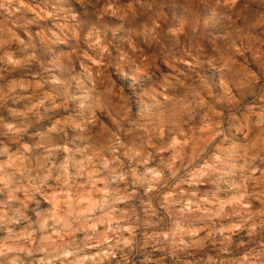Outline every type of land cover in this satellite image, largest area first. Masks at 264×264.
<instances>
[{"label":"clouds","instance_id":"obj_1","mask_svg":"<svg viewBox=\"0 0 264 264\" xmlns=\"http://www.w3.org/2000/svg\"><path fill=\"white\" fill-rule=\"evenodd\" d=\"M0 264H264V0H0Z\"/></svg>","mask_w":264,"mask_h":264}]
</instances>
